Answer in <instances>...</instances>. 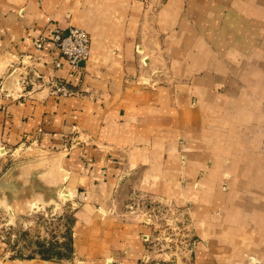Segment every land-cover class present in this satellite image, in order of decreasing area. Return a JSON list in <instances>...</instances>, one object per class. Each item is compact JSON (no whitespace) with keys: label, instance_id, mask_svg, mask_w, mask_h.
<instances>
[{"label":"crops","instance_id":"0c3cea01","mask_svg":"<svg viewBox=\"0 0 264 264\" xmlns=\"http://www.w3.org/2000/svg\"><path fill=\"white\" fill-rule=\"evenodd\" d=\"M71 27L90 39L78 71L50 42ZM20 61L39 77L0 100V210L59 187L79 203L68 258H12L0 237V264H173L123 211L137 195L187 225L181 264H264V0H0L7 88Z\"/></svg>","mask_w":264,"mask_h":264},{"label":"built area","instance_id":"2783aa9c","mask_svg":"<svg viewBox=\"0 0 264 264\" xmlns=\"http://www.w3.org/2000/svg\"><path fill=\"white\" fill-rule=\"evenodd\" d=\"M50 42L58 49L60 60L73 70L78 71L80 63L89 57L90 39L88 33L83 29L71 27L64 34L60 29L55 28L50 37ZM43 43V38H38L35 40L34 46L40 48ZM59 61L55 63L56 67L60 66ZM20 62L22 65V61ZM27 66L29 65L23 64L20 67L21 69L12 68L9 74L13 75L14 78L10 87L7 88L3 82H0V100L22 98L31 92L34 83L29 79V75L33 74L35 77H39V75L35 70H31ZM49 85L51 95H71V91L61 82L54 81ZM29 86L31 88H28ZM130 200L133 201L132 204L140 205L147 209L141 223L152 229L150 232L142 234L143 242L158 256L165 255L166 249L173 248L174 253L170 254L169 257L174 259L173 264H181L178 260L177 252L183 246L188 251L190 238L188 233L184 236L174 220L167 216L170 210L168 204L164 203L161 199L148 200L146 198L131 197ZM156 224H160L158 225L159 234H157L158 227H154ZM146 259L148 260L147 256L145 257Z\"/></svg>","mask_w":264,"mask_h":264},{"label":"rangeland","instance_id":"374dc122","mask_svg":"<svg viewBox=\"0 0 264 264\" xmlns=\"http://www.w3.org/2000/svg\"><path fill=\"white\" fill-rule=\"evenodd\" d=\"M134 197L148 199V197L140 195ZM69 198L70 196L65 197L59 194L57 197L50 198L51 200H46L38 208L34 205L27 211L16 208L11 211L9 208L8 212L0 210V237L3 245L10 252V257L25 258L37 254L38 250L41 249V243L48 246L55 242L58 244L66 242L70 232L69 225L73 220L72 214L79 203L72 200V197ZM132 202L128 199L124 203L123 211L141 223L147 209L132 204ZM11 203L12 199L9 200V206H11ZM166 204L170 207L167 216L174 220L185 236L189 232L187 225L178 222L173 214L174 208L169 202ZM158 225L160 224H156L154 227H158ZM158 230L159 227L157 234H159ZM160 234L162 235V233ZM61 250L65 252L64 249ZM186 251L184 246L181 247L177 252L178 257H184ZM172 253H174L173 248L165 250V255L168 257Z\"/></svg>","mask_w":264,"mask_h":264},{"label":"trees","instance_id":"16d2710c","mask_svg":"<svg viewBox=\"0 0 264 264\" xmlns=\"http://www.w3.org/2000/svg\"><path fill=\"white\" fill-rule=\"evenodd\" d=\"M71 233L69 232V236L66 242L64 243H51L48 246H44V244H40L41 249L38 250L37 254L40 258L49 260V259H63L68 258L72 252L71 246ZM61 249H64L65 252H62Z\"/></svg>","mask_w":264,"mask_h":264},{"label":"water","instance_id":"95a60500","mask_svg":"<svg viewBox=\"0 0 264 264\" xmlns=\"http://www.w3.org/2000/svg\"><path fill=\"white\" fill-rule=\"evenodd\" d=\"M59 194L65 196V197H69L67 194H65V193L63 192V187H59V188L56 189L54 196L51 197V198L57 197ZM49 200H51V199H49ZM10 207H11L10 211L13 210V208H15L12 204H11ZM8 211H9V210H8ZM26 211H27V210H26Z\"/></svg>","mask_w":264,"mask_h":264}]
</instances>
